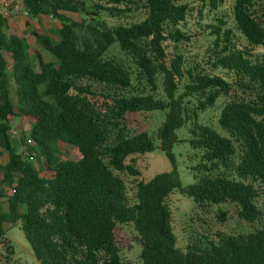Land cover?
<instances>
[{
  "label": "trees",
  "instance_id": "trees-1",
  "mask_svg": "<svg viewBox=\"0 0 264 264\" xmlns=\"http://www.w3.org/2000/svg\"><path fill=\"white\" fill-rule=\"evenodd\" d=\"M20 1L27 25L52 16L61 26L55 36L40 28L31 31L51 55L46 60L40 51L31 55L26 40L0 15V147L8 154L0 170L10 190L7 209L0 210V240L6 250L14 249L5 225L20 222L40 264H123L115 231L132 224L143 264H264V0H234L233 26L223 15L205 24L211 41L200 61L187 64L170 45L190 40L179 27L194 10L188 3L93 0L88 9L81 0ZM200 1L202 17L206 7L219 9L223 0ZM132 11L145 18L115 27L90 19L97 24L89 25L87 36H80L81 24L65 15L124 18ZM114 43L133 59L136 79L151 91L137 88L134 73L106 57ZM158 75L167 99L155 96ZM220 97L226 102L218 125L201 123L200 112ZM153 110L166 111L156 137L171 170L143 180L134 156L152 152L156 140L146 131L134 132L130 116ZM15 118L31 125L22 141L25 153L12 142ZM185 125L190 146L201 151L193 167L196 180L188 185L173 151L183 141L178 131ZM61 143L76 147L81 157L62 159ZM124 174L135 178L133 197ZM174 191L199 207L232 203L240 218L259 227L222 233L217 241L200 235L181 250L167 204Z\"/></svg>",
  "mask_w": 264,
  "mask_h": 264
},
{
  "label": "rangeland",
  "instance_id": "rangeland-1",
  "mask_svg": "<svg viewBox=\"0 0 264 264\" xmlns=\"http://www.w3.org/2000/svg\"><path fill=\"white\" fill-rule=\"evenodd\" d=\"M81 1H83L89 9L93 0ZM179 1L188 3L190 7L194 9L190 16L179 26L183 32L190 35V40H180L177 41V43H172V45H170V51L183 54L186 64L188 62L200 61L207 45L211 41V36L209 35L210 29H208L205 24L214 22L216 18H220L221 15H223L229 25L233 26L230 8L234 0H223L220 3L219 9L209 6L206 7L203 10L202 17L197 12V7L199 8L202 5L200 0ZM1 5L2 0H0V10ZM15 5H19L20 7L18 12L6 19L10 31L15 32L19 37L26 40L31 55H34L36 51H40L46 60H50L52 58L51 55L38 46L35 38L31 35V31L34 28H40L55 36L57 30L61 26L60 21L52 16H40L31 19V24L27 25L26 21L28 15L22 2L20 0H12V6ZM65 15L81 24V27L78 28L80 36L89 35L91 31L89 25L97 24L96 21L90 19L100 20L107 26L115 27L120 24L141 21L145 18V15L140 11L126 13L124 18L111 17L105 13H101L99 17L86 16L82 12H65ZM235 34L240 44L245 46L247 42L239 36V33L236 31ZM256 50L259 51V48ZM106 57L113 58L127 66L134 73V83L137 88L145 93L151 91L143 80L136 79V65L133 59L121 50L118 43H114L108 49ZM214 73L219 75L224 74L222 70H215ZM157 83L158 88L155 91V96L157 98L167 99L164 92L162 75H158ZM11 90L13 98L14 85H12ZM225 102L226 99L220 97L213 107L201 111L199 115L200 122L216 127L218 125L220 111ZM165 112V110H153L135 113L130 116V128L134 132L146 131L156 140V149L152 152L134 156L135 164L141 170V176L138 177L139 179L150 180L158 173L171 170V163L159 148V140L156 137L157 129L165 120ZM30 126V122L24 118L13 119L10 134L12 142L20 153L26 152L25 145L22 141L26 140ZM178 134L183 141L175 145L173 151L177 156L181 180L184 185H188L196 180V171L193 167L200 162L201 151L190 146L188 142L190 138L188 125L181 128ZM0 152L2 153L0 156L1 165L7 162L8 154L3 151L1 147ZM59 155L64 160H78L81 157V153L76 147L63 143L59 145ZM34 160L36 165L41 167V163L36 159ZM123 177L127 184L128 195L133 197L135 178L126 174H124ZM2 180L3 176L0 170V210H6L10 190ZM167 204L172 212L171 226L176 237L177 246L184 251H186L187 245L190 243L191 239L194 237L197 238L200 235H206L210 240L217 241L219 239L217 235L219 234L248 233L259 227L258 222H248L240 218L237 207L232 203L211 204L199 207L192 198L178 191H174L168 196ZM221 211L225 213L224 219L220 218ZM5 230L6 240L12 245L14 250L13 253H10V251L6 250V246H4L0 253V264H40L21 228L20 222L15 225L6 224ZM115 233L123 264H143L141 258L142 243L134 226L132 224L118 225Z\"/></svg>",
  "mask_w": 264,
  "mask_h": 264
},
{
  "label": "built area",
  "instance_id": "built-area-1",
  "mask_svg": "<svg viewBox=\"0 0 264 264\" xmlns=\"http://www.w3.org/2000/svg\"><path fill=\"white\" fill-rule=\"evenodd\" d=\"M19 8H20L19 5L12 6V0H2L0 15L3 18L8 19L14 13L18 12ZM13 191L14 189H12V192ZM4 246H5V243L2 240H0V253L2 249L4 248Z\"/></svg>",
  "mask_w": 264,
  "mask_h": 264
}]
</instances>
